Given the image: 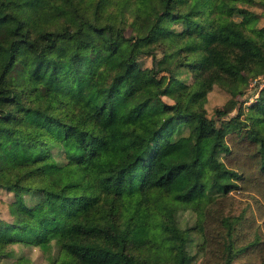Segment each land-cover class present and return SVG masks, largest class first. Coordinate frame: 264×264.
Listing matches in <instances>:
<instances>
[{
	"label": "trees",
	"instance_id": "trees-1",
	"mask_svg": "<svg viewBox=\"0 0 264 264\" xmlns=\"http://www.w3.org/2000/svg\"><path fill=\"white\" fill-rule=\"evenodd\" d=\"M262 15L264 0H0V264H32L14 243L48 264H264V85L237 97L264 74ZM213 84L230 96L209 115Z\"/></svg>",
	"mask_w": 264,
	"mask_h": 264
},
{
	"label": "rangeland",
	"instance_id": "rangeland-1",
	"mask_svg": "<svg viewBox=\"0 0 264 264\" xmlns=\"http://www.w3.org/2000/svg\"><path fill=\"white\" fill-rule=\"evenodd\" d=\"M254 9L260 10L258 7H254ZM126 18L128 22L133 20V15L126 14ZM254 24L257 28H260L261 31L264 32V15L260 16ZM129 30L127 29V34ZM159 55V52H158ZM6 54L4 52H0V66L3 64L5 60ZM142 65H151L150 56L146 55L140 58ZM175 68V72L179 77L186 78L187 80H191V74L186 70H178ZM264 85V74H259L256 76H251L249 78V82L246 85L243 94L237 96L238 99H243V107L247 105L252 99L257 96L258 89ZM230 96V94L220 85L213 84L212 88L206 94L205 107L207 110V114L211 115L216 106H221L224 101ZM167 101H171L169 97H164ZM239 104V103H238ZM235 112V109L232 110V113ZM168 148H163L162 153L166 152ZM120 160L129 166L130 169H137L138 163L137 161L132 160V157L126 154H120ZM128 182V176L123 175L119 177H112L108 179H102L98 182V186L103 190L110 191H118L122 190ZM28 197V196H27ZM10 198L9 194L5 192V190L0 189V217H10L7 210V201ZM187 220V223H191L194 219V214L189 210H182V221ZM12 247L15 248V251L18 253H25L29 256L30 260H32V264H48L47 257L45 252L37 245H25L21 243H14ZM200 254H197L194 258L192 264H199Z\"/></svg>",
	"mask_w": 264,
	"mask_h": 264
}]
</instances>
